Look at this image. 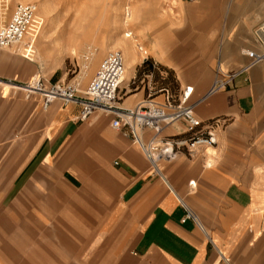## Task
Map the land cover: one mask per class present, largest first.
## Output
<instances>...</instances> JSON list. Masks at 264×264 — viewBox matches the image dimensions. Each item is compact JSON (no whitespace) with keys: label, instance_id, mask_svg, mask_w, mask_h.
Listing matches in <instances>:
<instances>
[{"label":"crops","instance_id":"crops-1","mask_svg":"<svg viewBox=\"0 0 264 264\" xmlns=\"http://www.w3.org/2000/svg\"><path fill=\"white\" fill-rule=\"evenodd\" d=\"M17 4L8 7L6 20ZM263 4L138 3L135 23L144 46L138 44L139 55L127 49L123 54L126 73L117 104H162L191 88L187 103L197 104L198 118L227 120L210 164L205 154L181 155L158 162V175L131 134L111 126L112 117L93 114L79 122L77 105L54 102L43 109L40 98L1 86L0 168L10 174L1 184L10 185L12 210L32 218V228L21 230L25 236L16 228L9 244L0 239V264H264V181L258 176L264 170V64L251 65L244 54L256 47L253 31L264 19ZM125 12L129 19L128 7ZM33 26L37 38L41 28ZM87 46L84 62L98 49ZM31 54L22 46L4 50L0 81L23 84L39 73ZM101 57L91 58L86 73L94 75ZM149 64L189 73L185 88L180 84L173 95L166 73L157 69L154 79L145 70ZM217 66L239 74L206 96ZM200 71L201 79L195 75ZM184 131L179 122L164 134L181 137Z\"/></svg>","mask_w":264,"mask_h":264},{"label":"built area","instance_id":"built-area-1","mask_svg":"<svg viewBox=\"0 0 264 264\" xmlns=\"http://www.w3.org/2000/svg\"><path fill=\"white\" fill-rule=\"evenodd\" d=\"M6 9L4 7V11ZM125 13L128 17V12ZM36 14L35 4L18 3L15 6L10 18L0 27V55L13 46H22L25 50L32 49L33 37L29 32ZM125 36L128 38L131 34L127 33ZM253 36L256 47L246 50L244 54L251 60V65L264 64V19L254 29ZM136 49L142 51L139 45H136ZM124 74L122 53L109 51L100 61L84 91H80L75 83L50 82L40 73L23 84L11 80L0 81V87L20 92L26 98H40L43 109H47L54 102L62 106L77 105L80 108L77 117L79 122L88 120L97 112L112 117L111 126L115 130L126 129L131 134L132 140L158 175L160 173L157 164L160 161L172 162L181 155L194 158L204 154L207 149L216 147L218 134L226 126L227 120L213 118L203 121L198 118L194 112L197 104L187 103L192 93L191 88H186L181 97H166L162 104L148 99L133 108L122 109L117 104V92ZM238 74H226L217 66L213 83L206 96L226 88ZM179 122L185 127L183 136H164L168 127ZM147 133L149 135H146ZM189 185L194 187L193 182ZM186 217L195 219L188 211Z\"/></svg>","mask_w":264,"mask_h":264},{"label":"rangeland","instance_id":"rangeland-1","mask_svg":"<svg viewBox=\"0 0 264 264\" xmlns=\"http://www.w3.org/2000/svg\"><path fill=\"white\" fill-rule=\"evenodd\" d=\"M7 1L9 8H12L16 3H32L37 6L38 25L41 31L37 38L34 35L36 31L34 26L29 32L33 37L31 51H34V54L31 55L33 60L41 66L39 73L45 79H49L56 72V78H50L52 82L75 83L80 91H84L93 76L92 73L88 74L86 72L91 65V58L95 54H103L104 57L109 51H120L123 55L127 49L129 52L139 55L136 44L141 43L140 45L144 46L139 39L140 27L135 23L137 21L139 0ZM127 7L131 14L129 19H124L125 8ZM124 20L127 21L124 22ZM129 32L132 33V36L130 38L124 37V34ZM91 43L97 46L98 49L93 50V57H88V61L84 62V56L90 55L89 52L91 51L87 45ZM21 52L23 54V51ZM103 57H101L99 63ZM138 57L141 59V56ZM154 67L156 69H153L152 65L149 64L145 70L153 71L154 79L160 77L157 69L165 72V84L170 93L177 95L181 89L180 84L185 88L186 84L184 83L189 73L168 72L167 68L161 65H155ZM195 75L201 79L205 76V73L200 71ZM211 75L212 80H214L215 73H211ZM96 114L105 115L101 112ZM215 151L217 152V149ZM216 157L217 155L212 160ZM206 159L209 161L211 157L206 156ZM9 175V170L0 168V196H4L0 205V239L4 245L9 244L12 236H14V231L17 230L16 228L19 229L20 236L26 235L25 230L21 231L23 228H32V218L28 219L27 216L17 215V211L12 210L10 185L1 184L2 179ZM258 176L260 182H263L264 170ZM44 223L48 225L46 221ZM33 224L36 228L39 225L36 220H33Z\"/></svg>","mask_w":264,"mask_h":264},{"label":"bare ground","instance_id":"bare-ground-1","mask_svg":"<svg viewBox=\"0 0 264 264\" xmlns=\"http://www.w3.org/2000/svg\"><path fill=\"white\" fill-rule=\"evenodd\" d=\"M22 4V3H21ZM0 18H1V25H0V27L2 26V23L4 22V21H7L6 19H5V17H6V13H7V11H8V7H9V4H8V1L7 0H2L1 2H0ZM4 7L5 8H7L5 11H4ZM2 15H4V16H2ZM33 24H39V18H38V16H37V14H36V17H35V19H34V21H33ZM32 24V25H33ZM127 34V33H126ZM131 34V33H130ZM124 37H126L125 36V34H124ZM131 37V36H130ZM130 37H128V38H130ZM127 38V37H126ZM136 45H138V44H136ZM124 65H125V62H124ZM125 73H126V70H125ZM124 77H125V74H124ZM124 77H123V80H124ZM123 80H122V82H123ZM122 84V83H121ZM216 150V148H209V149H207V151L204 153L206 156H209V157H211V160H212V158L214 157L213 155H214V151ZM210 151V152H209ZM210 160L208 161V163L210 164ZM207 165V167H210V165Z\"/></svg>","mask_w":264,"mask_h":264}]
</instances>
